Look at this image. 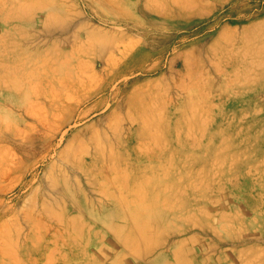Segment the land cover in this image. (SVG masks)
Segmentation results:
<instances>
[{"label": "rangeland", "instance_id": "374dc122", "mask_svg": "<svg viewBox=\"0 0 264 264\" xmlns=\"http://www.w3.org/2000/svg\"><path fill=\"white\" fill-rule=\"evenodd\" d=\"M108 1L0 0V264H264V65L242 62L264 55V0ZM69 88L96 110L48 123ZM95 135L115 159L85 176L63 156L82 141L89 162ZM153 195L170 218L137 256L110 213Z\"/></svg>", "mask_w": 264, "mask_h": 264}, {"label": "bare ground", "instance_id": "6f19581e", "mask_svg": "<svg viewBox=\"0 0 264 264\" xmlns=\"http://www.w3.org/2000/svg\"><path fill=\"white\" fill-rule=\"evenodd\" d=\"M105 1H108V0H105ZM159 2H161L162 0H157ZM109 2V1H108ZM194 3V1H193ZM48 7V6H47ZM136 8V4H133V6H130L129 8ZM139 8V7H138ZM47 10V8H45ZM145 9L148 11L149 9L146 8V7H142L140 8V11H145ZM32 10V9H31ZM17 11H20V12H23V14L27 15L28 13L30 14V7L28 4H23V5H20L18 6V10ZM45 11V10H44ZM146 11V12H147ZM157 11V10H156ZM78 13V12H77ZM32 14V13H31ZM18 15V14H17ZM17 15H15L13 12L8 15V16H5V18L8 20H14L17 18ZM61 15V14H60ZM151 15V14H150ZM153 15V14H152ZM21 16V15H20ZM146 16V15H145ZM63 17V16H62ZM54 20V15L51 14V12L47 13L46 15V20ZM20 20H23V17L21 16ZM14 21H17L14 20ZM57 22V21H56ZM60 23V22H59ZM127 23V22H125ZM89 24V23H88ZM129 24V23H127ZM61 25V24H60ZM59 24H57V26H60ZM78 25V24H76ZM114 26V25H113ZM160 27V26H159ZM61 28V27H60ZM50 30V29H49ZM71 30V29H70ZM35 32V31H34ZM65 35V34H64ZM63 35V36H64ZM255 36V35H254ZM81 37V36H80ZM87 37V36H86ZM253 37V36H252ZM252 37H249L248 39L252 38ZM60 38V37H59ZM58 38V41L61 39ZM78 38V36H77ZM32 39V38H31ZM35 40V39H34ZM62 40H60L61 42ZM82 41V40H81ZM64 42V41H63ZM62 43V42H61ZM86 45V44H85ZM83 49V48H82ZM112 49V48H111ZM264 50V48H261ZM262 50V51H263ZM85 51V50H84ZM98 52V51H97ZM250 52V51H249ZM253 52H256V51H253ZM251 56V55H250ZM249 58L247 56H245L242 60L243 64H244V67H245V70H251V69H254L256 66H263L264 65V55H262L261 58H257L255 59L254 61L252 60V58ZM95 62V61H94ZM44 63V62H43ZM41 65V64H40ZM56 64L52 63L51 66H49V69H47L46 71H40V70H36L35 73H36V76H43L45 78H48V76L51 75V70L55 69ZM55 67V68H54ZM43 68V67H42ZM38 69V68H37ZM45 69V67H44ZM64 70V69H63ZM66 70H69V69H65V73L67 72ZM56 72V71H55ZM69 72V71H68ZM67 72V74H68ZM198 73V72H197ZM71 74V72H70ZM179 77L182 76V72H179L178 73ZM58 76V74H56ZM64 75V74H63ZM76 75V74H75ZM74 75V76H75ZM248 75V74H247ZM69 76V75H67ZM80 76L83 77V75L81 74ZM196 76V74H195ZM70 77V76H69ZM186 76H184L185 78ZM190 77V76H189ZM51 78V77H50ZM76 79H78V77H76ZM38 80V79H37ZM43 80V79H42ZM60 80H61V77H60ZM65 82V81H64ZM82 81L79 80V82H77L76 84H73L72 87H75L77 88V86H79L80 84H83L81 83ZM22 85V84H21ZM59 87V86H58ZM46 88V87H45ZM72 88H69L67 89L63 95L59 96L58 93H55L52 98H51V102H50V106L49 108L46 110V112L44 113V119L45 121H47L48 123L51 121H57V122H62L63 120L67 119L68 121L67 122H70L69 119L73 118H76V119H80L81 118H84L86 117L89 113L93 112L96 110V107L97 105L94 104V105H91L90 107H88L86 110L84 111H81L79 113H77L76 115L73 113L74 112V109L77 108V106L84 102L89 96H91V93L88 94V96H85V97H78V96H73L72 94L74 93V91H71ZM57 90V89H56ZM103 92H104V89H102ZM53 94V93H52ZM103 99V98H102ZM29 101V100H28ZM104 101V100H103ZM30 103V102H28ZM101 103V102H100ZM108 103V102H107ZM84 105V104H83ZM102 105V104H101ZM100 105V106H101ZM109 105V104H108ZM99 109V108H98ZM144 119V117H143ZM79 120V121H80ZM7 123V122H6ZM74 123V122H73ZM109 123H107L106 125H108ZM129 124V123H128ZM241 124H243L241 122ZM115 125V124H114ZM116 126V125H115ZM98 129V128H97ZM38 130V129H37ZM64 130V129H63ZM105 130V129H104ZM116 130V129H115ZM264 130V129H263ZM98 132V130H96ZM100 133L99 134V138H100V134H102L101 130L99 131ZM104 132V131H103ZM115 132V131H114ZM107 133V132H106ZM127 133V132H126ZM105 134V132L103 133ZM109 134V133H108ZM107 135V134H106ZM110 136V134L108 135ZM119 136V134L117 135V137ZM111 137V136H110ZM133 138V136H131ZM49 139V138H48ZM91 141L94 143L95 145V151H94V156L91 157V160L89 162H86V159L88 157L87 154L85 155H82V153L85 151L84 147H82L83 145V142L82 141H79L78 143H76V145L73 147V150L71 152H68L67 154H65L63 156V161L65 163L67 162H72V164L75 163V161H77L75 165H77V167L80 169L81 173L82 174H85L88 175V176H91V177H99V176H102L104 175L105 173V169L103 168V164L104 163H107V169H111L112 168V163L115 159V154L112 150V148L109 147V149L105 152L103 151L102 149H100V147L98 146V143H97V135H95L93 138H90ZM102 140V137L100 138ZM99 139V140H100ZM107 141H108V137H106ZM112 140V139H111ZM106 141V143H107ZM131 141V140H130ZM259 141V140H258ZM104 141H102V145H104L103 143ZM114 142V141H113ZM43 143V142H42ZM101 143V142H100ZM105 143V144H106ZM128 143V142H127ZM131 143V142H130ZM57 144V143H56ZM114 144V143H113ZM71 146V145H70ZM104 146H107V145H104ZM109 146V145H108ZM89 148H90V145H89ZM106 149V147L104 148ZM49 152V151H48ZM45 155V154H44ZM252 157V156H251ZM199 162V161H198ZM195 165V164H194ZM17 166V160L15 159H11V162H9V164H6V166L4 167L3 169V172L4 174L6 173H9L10 171H12L15 167ZM62 166V165H61ZM64 167V166H63ZM60 169L63 170L62 167H60ZM58 169V170H60ZM114 169V168H113ZM56 171V170H55ZM107 171V170H106ZM209 172V171H208ZM58 173V172H56ZM115 174V173H114ZM123 174V173H122ZM57 175H60L59 173ZM56 175V176H57ZM112 175V174H111ZM110 175V177H111ZM48 177V176H47ZM171 178V176L169 177ZM59 179V178H58ZM70 179V178H68ZM50 180V179H49ZM89 180V178H88ZM256 180V179H255ZM248 182V181H246ZM49 184H51V187L52 184H53V181L51 180V182H49ZM71 184V182H70ZM249 184V183H247ZM252 184V183H250ZM75 186V184L73 185ZM121 186V185H119ZM257 186V185H256ZM55 187V186H54ZM53 187V188H54ZM90 187V186H89ZM128 187V186H127ZM191 187V186H190ZM189 187V188H190ZM247 187V186H246ZM35 188V187H34ZM71 188V187H70ZM145 187H143L144 189ZM193 188V187H192ZM65 189V188H64ZM68 189V187H67ZM75 189V188H74ZM119 189V192H120V188ZM117 189V190H118ZM194 189V194L192 195V198L194 199V204H198L197 201L195 200L196 199V196L200 193H203V190L200 189V188H193ZM80 191V188L78 189ZM126 190V189H125ZM67 191V190H66ZM200 191V192H199ZM213 191V190H212ZM249 191V190H248ZM77 192V191H75ZM118 192V193H119ZM123 192V191H122ZM102 193V192H101ZM115 193V192H114ZM196 193V194H195ZM67 194V193H66ZM147 193H144L143 192V195H146ZM69 195V194H68ZM122 195V194H119V196ZM173 195L175 196L176 195V192L173 193ZM201 195V194H200ZM111 196V195H110ZM116 196V195H115ZM118 196V195H117ZM170 197H172L171 194H169ZM245 196V194H244ZM254 196V194H253ZM152 199L151 200H147V201H140V203L138 204H141L140 206H135L137 203L135 202H131L129 201L128 199H124V200H114V207L112 208L111 210V216H114L117 220H116V223H114L113 221H111L110 223L113 224V225H116V237L118 239H120L122 242H123V246H127L128 243H131L130 246L131 248L135 251L134 253L137 255V256H147L149 254V252L152 250V249H155L156 246L158 245V243L154 244L152 241H151V234H150V231L152 228L154 227H158L159 225H163L164 223L167 222V220H169V216H168V213H169V209L166 205V201L163 200L165 198H162L161 201H158V198L156 200L155 196H151ZM69 198H71L69 196ZM119 198V197H118ZM123 199V198H122ZM251 200V199H250ZM35 201V200H34ZM57 201V200H56ZM72 201V200H71ZM76 201L79 202V199H75L74 201V204L76 206H80V203H77ZM97 201V200H96ZM247 201V200H246ZM185 204V201L183 202V205ZM209 204V203H208ZM252 207V206H251ZM263 207V206H262ZM198 211L199 212H202V208L198 205ZM260 208V207H259ZM261 209V208H260ZM105 211V210H104ZM232 211V210H231ZM256 211V210H254ZM50 212V211H49ZM52 212H50L51 214ZM261 213V212H260ZM48 214V212H47ZM102 214V213H101ZM100 214V216H101ZM170 214V213H169ZM54 214H52V217H57L58 218L60 217V215H57L55 214V216H53ZM96 215V214H95ZM93 216V215H92ZM55 217V218H56ZM64 217V216H63ZM99 217V216H98ZM102 217V216H101ZM113 217V218H114ZM257 217V216H256ZM51 218V217H50ZM57 218V219H58ZM66 218V217H65ZM103 218V217H102ZM205 218V217H204ZM96 219V217H95ZM249 219V218H248ZM55 220V219H54ZM173 220V219H171ZM247 220V219H245ZM251 220V219H250ZM63 221V220H62ZM102 221V219H101ZM105 221V219H104ZM115 221V220H114ZM60 222V221H59ZM69 222V221H67ZM102 223V222H101ZM105 223V222H103ZM109 223V224H110ZM107 226L108 224L105 223ZM110 224V225H111ZM246 224V223H245ZM61 225V224H60ZM80 226V225H79ZM104 226V224H103ZM235 226V225H234ZM109 227V226H108ZM126 232V233H125ZM132 232H135L137 235H139L142 240L146 241L149 245L147 248L145 249H139L137 247V245H135V242L134 241H131V234ZM139 238V237H138ZM37 239V238H36ZM140 241V239H139ZM141 243V241H140ZM11 247V245H10ZM132 249H131V252H132ZM98 251L101 252V248H98ZM133 253V252H132ZM133 253V254H134ZM134 254V255H135ZM163 261V259L161 260V262ZM159 262V263H161ZM180 264H185V263H180Z\"/></svg>", "mask_w": 264, "mask_h": 264}]
</instances>
